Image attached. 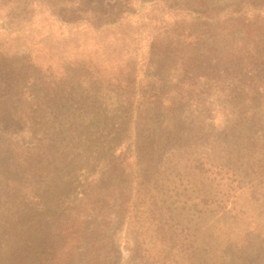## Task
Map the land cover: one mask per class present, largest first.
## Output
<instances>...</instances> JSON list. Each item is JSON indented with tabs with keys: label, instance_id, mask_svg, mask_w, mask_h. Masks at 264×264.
<instances>
[{
	"label": "trees",
	"instance_id": "trees-1",
	"mask_svg": "<svg viewBox=\"0 0 264 264\" xmlns=\"http://www.w3.org/2000/svg\"><path fill=\"white\" fill-rule=\"evenodd\" d=\"M40 1L55 7L51 0ZM55 1L64 6L61 11L83 18L88 28L110 30L135 14L134 1L157 4L160 0ZM176 1L164 2L171 13L185 12L190 20L161 28L147 15L148 47L139 68L132 60L109 75L76 74L72 80L62 74L48 81L25 64L29 96L16 97L24 105L25 122L14 116L10 98L0 94V154L8 159L6 163L0 159V264H74V248L64 252L72 237L80 235L74 231L81 223L71 217L72 209L94 198L85 195L74 204L67 201L72 193L59 189L53 207L43 212L30 210L26 220L5 208L4 198L23 171L37 172L31 160L20 158L17 143L12 141L13 132L23 128L39 141L41 155L52 156L64 167L84 161L85 169L90 166V172L94 169L103 175L114 170L115 162L129 160L132 154L117 148L125 140L144 143L137 146V156L152 172L163 158L179 162L193 155L186 150L202 128H208L215 138L227 131L241 145L235 153H224L227 173L240 183L241 196L258 202L254 194L264 180L256 177L261 166L251 152L257 145L253 129L264 116V0H236L222 7L215 0H180L179 6ZM38 2L0 0V6H7V21L18 14L19 21L28 23L34 16L32 5ZM59 19L64 18L59 15ZM190 160L199 172L215 176L220 172L216 171L219 165H208L205 171L206 162ZM216 180L211 179V184H217ZM71 184L62 187L68 190ZM66 201L72 209L62 205ZM262 205L259 201L258 206ZM41 222L45 241L30 235Z\"/></svg>",
	"mask_w": 264,
	"mask_h": 264
},
{
	"label": "rangeland",
	"instance_id": "rangeland-1",
	"mask_svg": "<svg viewBox=\"0 0 264 264\" xmlns=\"http://www.w3.org/2000/svg\"><path fill=\"white\" fill-rule=\"evenodd\" d=\"M164 1H134L135 14L110 30L88 28L83 18L61 11L64 6L55 0H51L55 7H46L40 0L33 4L34 16L28 23L19 21L18 14L7 21V6H0V94L10 98L14 116L25 122L24 105L16 99L18 94L29 96L25 64L48 81L62 74L72 80L76 74L109 75L132 60L139 68L148 47L147 15L161 28L191 18L184 17L185 12L171 13ZM233 1L215 0L219 7ZM112 13L118 16V10ZM261 119L253 129L257 145L251 152L261 166L256 175L260 181L264 180V116ZM201 130L186 150L195 156L187 155L179 162L163 158L152 172L137 156L142 142L125 140L126 144L117 148L132 154L129 160H117L114 170L103 175L94 169L90 172V166L85 169L84 161L64 167L52 156L41 155L39 141L23 128L13 132L12 141L17 143L20 158L31 160L37 172L27 169L18 176V184L4 198V207L26 220L30 210L43 212L53 207L59 189L71 192L67 201L74 204L92 195L90 204L82 201L75 211L72 203L62 204L72 209L71 217L81 223L74 230L80 235L64 247L66 253L74 248V264H91L93 260L94 264H264V205L258 206L259 201L264 204V183L254 194L256 204L241 196L240 183L228 175L224 157V153L240 149V140L227 131L215 138L208 128ZM191 158L206 162L205 171L211 167L208 165H219L216 171L220 172L216 176L199 172ZM0 159L8 161L3 154ZM167 167L170 169L165 171ZM214 178L218 183L212 185ZM66 182L72 183L69 191L62 187ZM42 223L34 225L30 235L45 241Z\"/></svg>",
	"mask_w": 264,
	"mask_h": 264
}]
</instances>
